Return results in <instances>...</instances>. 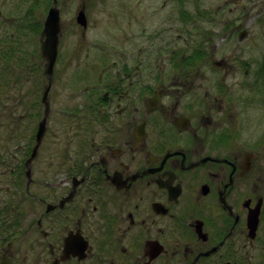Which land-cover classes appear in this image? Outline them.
<instances>
[{
	"label": "flooded vegetation",
	"instance_id": "obj_1",
	"mask_svg": "<svg viewBox=\"0 0 264 264\" xmlns=\"http://www.w3.org/2000/svg\"><path fill=\"white\" fill-rule=\"evenodd\" d=\"M122 2L111 42L98 28L101 8L89 10L88 0H0V73L23 79L38 73V61L45 72L43 33L54 10L53 77L75 101L57 106L48 95L47 131L55 123L54 147L64 141L48 165L38 152L31 158L46 116L43 94L29 113L35 122L25 123L34 131L23 165L7 159L15 137L4 140L0 264H264V127L245 119L264 109V93L257 98L255 90L264 85L256 78L254 92L250 83L235 89L226 57L228 42L242 44L251 34L240 22H212L214 36L228 41L222 57L213 44L212 53L195 47L192 61L182 55L176 63L172 46L182 49L187 32L185 19L173 37L166 11L175 6L165 1L143 16L156 20L147 23L141 0ZM176 7L189 18L187 0ZM83 53L87 69L75 73ZM157 61L164 62L160 73ZM193 65L203 73H192ZM253 73L263 77L264 65ZM258 210L253 231L250 216Z\"/></svg>",
	"mask_w": 264,
	"mask_h": 264
},
{
	"label": "rangeland",
	"instance_id": "obj_2",
	"mask_svg": "<svg viewBox=\"0 0 264 264\" xmlns=\"http://www.w3.org/2000/svg\"><path fill=\"white\" fill-rule=\"evenodd\" d=\"M122 1L123 0H104V2L100 4V0H88L89 10H94L95 12L98 6L101 8L100 10H98V12L101 11L102 13L99 14L100 16L97 18V22L98 28L104 36H102L104 40L107 38L109 41L113 42L112 36H116L118 34V27L120 26L119 23L121 22L120 19L123 17H119V13L122 10L124 3ZM165 1H167V5L169 7L170 5L175 6L173 11L170 8H168V10L166 11L168 14L169 12H172L170 15L172 19L170 18L171 20L169 21V24L172 21L174 38L180 33L178 31H175V27H177V25L181 26L183 24L182 22L186 19L185 30L187 34L183 32V38L186 37L187 41L182 49L178 48L176 45L172 46L176 51L173 54L174 62L178 63V61H180L179 58L182 55H185V61H192L193 56H191V54L193 53L194 48H197L199 46L203 47L202 49H204L205 53H212L213 44H215L216 48L219 50L215 52V57H222L223 53H221L220 51L224 49L228 41H220V37L214 36V34H217L214 31V26L211 25V23L225 21L235 23L240 22L243 23L244 28L247 29L249 35H251L249 37H246L248 38V40L245 39L246 41H244L242 44L237 43V40L236 42H233L237 43V46H233V43L231 41L228 42L232 45L231 47H233V52H229L226 57L228 63L232 66L230 73H234V75H236V78L234 79L236 83L235 89H237L238 85H241L238 83H250L249 88L254 92L253 82L256 78L258 79V85H264V75L262 77L261 74L253 73L254 71L259 70L261 68V65H264V0H187V13L189 15V18L188 16L186 18L182 17L183 20L180 18V12L176 7V0H141L142 4L139 14L142 17L141 20L147 21V23L153 22L155 19L146 20L143 18V16L151 12L153 13L156 8L162 7ZM50 15L52 16V22L55 23L56 20V26L59 27L57 13H55L54 10H51L49 16ZM194 19H197V26L192 24ZM199 30H201V34L197 33V31ZM43 34L46 36L47 41V34L45 33V30ZM207 36L208 38H211L210 43L206 39ZM256 37H263V41L261 45L258 42L259 45L254 47V45L257 44ZM229 38H232V36ZM224 57L225 55H223V58ZM81 58L82 59L75 61L73 63V66L71 67L73 71L76 70L75 73H85L87 69L88 61L86 60L84 53L82 54ZM211 59L212 58H208L206 60V63L211 64ZM38 62L39 63L37 64L41 65L38 73H33L32 76L31 73H25L23 79H21L23 73H19L17 76H15L13 73H8L9 80H6L7 73H0V145L2 144L0 150L4 149L3 146L6 143L4 141L5 139H8L9 141V137H15L11 141V156L8 155L7 157V159L12 161L13 166L16 165V162L18 161L19 164L21 162V164L23 165V162L26 159L23 155V152L29 146H32V139L29 142L30 137L26 138V135H32L31 129L34 127V124L31 123L29 129L28 127H25V123L27 122V119H29L30 121H34L29 116V113L33 114L35 109L37 108V98L42 96L44 88H49V101L54 98V103L57 106L59 105V103H62L63 105H69L70 102H75L72 99L73 96L71 95V92L68 91L65 86H60L58 81L54 80V73L52 74V76L49 77L47 75V78H44V62ZM163 64L164 62L157 61L156 71H163V69H165L164 67H162ZM200 65L202 66L203 64ZM193 66L194 67L192 69V73H203L198 72V65ZM207 67L210 68V65H208ZM248 69H250L249 74L246 73ZM180 70L181 69H177L175 73H180ZM220 73L224 72L221 71ZM221 77H223L222 74L212 79L220 80ZM16 78L17 82L15 83ZM208 80H210L209 77ZM25 86H28L27 90L25 89ZM255 90H257L258 93L256 95L257 98H260L261 93H264V90L260 87L258 89L256 88ZM79 91L75 92V94L78 96L76 102L82 99ZM235 93L237 94V96H240L242 94L240 91H236ZM257 102L258 100L256 101V104H258ZM69 106L73 105L70 104ZM69 106L67 108H69ZM61 115L62 117H64V112L62 110ZM248 117L249 120L253 122V124L261 123V126L264 127V109H258L257 111H254V113H251L250 116L248 113V116H245L246 122ZM51 124H53L52 121ZM53 127H55V123L52 128H50V132L46 130V132L48 133L46 134L45 132L46 136L44 135L45 138H43V143L41 142L42 146L39 147L37 154L39 155L37 158H39L40 160H44L46 165L51 163L54 159L53 148L62 146L64 144V141L55 140L56 147H54L52 131ZM11 134L13 136H11ZM2 135H4L5 138L2 137ZM5 157L6 156L2 154L0 160L6 161L7 159H5ZM33 165L38 166L36 160L34 161ZM262 232V235L264 236V222Z\"/></svg>",
	"mask_w": 264,
	"mask_h": 264
},
{
	"label": "water",
	"instance_id": "obj_3",
	"mask_svg": "<svg viewBox=\"0 0 264 264\" xmlns=\"http://www.w3.org/2000/svg\"><path fill=\"white\" fill-rule=\"evenodd\" d=\"M81 14L79 16V22L86 23L85 18H81ZM58 18V17H57ZM57 21L55 20V23L52 22V16L50 15L48 18V21L46 23L45 27V33L47 34V41L42 46L43 55L45 58H47V67L45 69V75H48L49 77L52 76L54 73V66L56 62V56H57V50H56V44H57V27L56 26ZM48 91L49 88L47 87L44 95H43V103L46 105V116L45 118L40 122L39 128L36 135V145L34 147L33 153L31 158H34L38 152V149L41 145V142L44 138L45 132L47 130L46 128V121H47V115H48ZM259 221V210L253 213L250 216V226L255 231L258 226Z\"/></svg>",
	"mask_w": 264,
	"mask_h": 264
},
{
	"label": "trees",
	"instance_id": "obj_4",
	"mask_svg": "<svg viewBox=\"0 0 264 264\" xmlns=\"http://www.w3.org/2000/svg\"><path fill=\"white\" fill-rule=\"evenodd\" d=\"M15 76H17L19 73H13ZM9 80V74L7 73L6 80Z\"/></svg>",
	"mask_w": 264,
	"mask_h": 264
}]
</instances>
